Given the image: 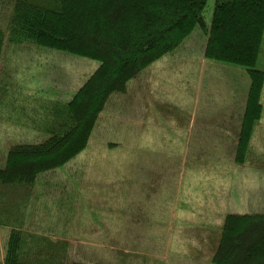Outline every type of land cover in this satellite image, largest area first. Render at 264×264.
<instances>
[{"label": "trees", "instance_id": "16d2710c", "mask_svg": "<svg viewBox=\"0 0 264 264\" xmlns=\"http://www.w3.org/2000/svg\"><path fill=\"white\" fill-rule=\"evenodd\" d=\"M207 3L0 0V11L11 9L10 45L27 42L97 57L101 62L68 101L19 93L8 77L0 75V119L16 122L40 137L39 142L11 146L0 166V227H12L10 242L7 246L6 239L3 246L5 264H91L70 260L68 241L36 240L22 233L17 227L22 221L10 217L9 212L22 209L42 174L64 167L87 149L112 95L125 93L131 80L174 52L196 28L208 36L207 59L248 71L251 83L235 160L246 163L253 130L264 109V71L256 69L264 35V0H215L210 27L204 16ZM18 20L24 25L25 35H19L15 25ZM3 34L0 25V62L5 50ZM212 264H264V214H228Z\"/></svg>", "mask_w": 264, "mask_h": 264}, {"label": "rangeland", "instance_id": "374dc122", "mask_svg": "<svg viewBox=\"0 0 264 264\" xmlns=\"http://www.w3.org/2000/svg\"><path fill=\"white\" fill-rule=\"evenodd\" d=\"M214 3L215 0H208L204 11L206 24L209 27L212 23ZM10 14V8L0 11V25L4 33L2 40L5 47L0 62V75L8 77L11 85L18 88L16 91L19 93L26 95L39 93L61 101L70 100L96 71L101 63L100 60L97 57L94 59L93 56L82 57L68 50L40 48L27 42L10 45L8 42ZM15 25L20 29L19 35H25L24 25L20 20L15 22ZM207 38V34L202 29L196 28L176 53L203 52ZM39 40L38 38L37 41ZM222 64L224 67H214L218 71L223 69L224 76L219 77V81L222 83L223 78H230L229 71H231L233 74L230 80L233 90L239 94L237 98L240 102L246 103L251 83L247 69L233 64ZM256 69L264 71V35ZM209 79L212 81L211 78ZM133 85L132 83L130 87H134ZM212 92H216L215 99L208 100L207 96L202 94L200 103L203 105L212 102L215 116L222 115L224 109L222 101L229 95V90L225 86L215 89L205 87V93ZM125 95L112 97L109 110L103 112L99 118L87 149L64 167L40 176L38 181L40 184L28 196L35 195L36 207L39 211L36 219H33L34 224L43 223L42 228L58 235L62 233L60 228L63 221L67 222L66 230L70 231L73 227L72 222L75 221V225L78 226L82 224V218L92 220L95 226L103 221L118 220L121 210L127 215L129 208L123 201L128 194L123 192H128L132 186L136 187L134 167L136 158H139L140 152L148 148L141 149L134 137H131L134 128L130 125L132 119H129V116L133 112L137 97L134 94ZM176 99L179 100L177 96ZM193 102L192 98L189 102L182 101V104L188 105ZM262 103L264 105V88ZM176 105L181 107L180 100ZM112 108L123 109L125 116L111 117ZM183 111L187 112V106ZM244 112L242 110V113ZM121 122L123 124L118 125ZM178 127L179 124L176 128ZM108 131L120 133L122 144L118 145L105 136ZM173 135L183 137L179 131L173 132ZM39 138L36 133L16 122L0 119V166L4 165L7 151L11 146L39 142ZM177 142L182 146L186 144L191 155L186 157L180 166H174L175 178L173 174H169L165 179H160L161 183L170 184L163 185V188L158 189L152 196L156 204L144 211L153 216L150 219L146 218L145 222L141 223L142 229L136 231L138 234L147 235L138 238L121 237L119 235L122 234V230L119 228L117 237L111 239L70 237L74 246L75 244L79 246V241L85 243L83 249L79 246L80 250L72 251L70 259L74 261L81 259L82 262V259L92 257L84 262L87 263L94 261V257L98 256L97 259H102L105 264H118L117 261L123 264H212L215 252L213 250L218 246L224 220L228 214H264V109L261 119L253 130L247 153L248 160L243 165L235 162L238 152L235 151V146L230 147L233 143L232 138L212 144L195 140L189 144L184 139H179ZM143 145L146 147V144ZM148 160L153 161L154 165H161L170 163L173 159ZM48 200L53 201L51 203L57 207L64 205V211L61 213L55 206L49 205ZM173 202L175 205L171 207ZM172 208L175 211L173 215ZM131 209L137 212L142 210V207L134 206ZM137 213L139 217L143 215L141 212ZM156 216L160 217L159 220L164 218L169 221L170 229L166 221L157 223L154 218ZM128 221L131 223H127V229L123 233L132 235L135 221L131 217ZM139 224L138 222V226ZM157 225L161 227L155 228L154 233L152 228ZM6 233L7 230L0 227L2 249L5 246ZM68 233L72 234L73 231ZM208 233L214 234L213 240L205 239ZM166 235L169 236L166 237L163 246V238ZM199 237L201 244L197 240ZM9 238L10 236L6 241L7 246L10 242ZM88 240L98 242L102 246L106 245L107 251L103 252L102 248L89 249ZM121 249H126L124 251L127 253L124 251L121 253Z\"/></svg>", "mask_w": 264, "mask_h": 264}, {"label": "crops", "instance_id": "0c3cea01", "mask_svg": "<svg viewBox=\"0 0 264 264\" xmlns=\"http://www.w3.org/2000/svg\"><path fill=\"white\" fill-rule=\"evenodd\" d=\"M165 65H169V67H163ZM214 67H224V64L207 59L204 49L203 52L199 53H169L152 63L135 79L130 81L125 93L114 94L110 97L103 112L109 110L108 108L111 105L112 97L115 95L126 96L125 94H134L135 97H137L133 112H131L129 116V119H132L130 125L134 128L131 132V137H134V140L141 149L148 148L140 152L139 158H136V166H134L137 179L136 187L129 186L130 190L128 192H123L128 194V197L123 201L127 208H129L127 215L124 210H121L118 220L103 221L95 226L92 220L82 218V224L78 226L75 225V221L72 222L73 227L70 231L66 230L67 222L63 221L62 229L60 228L62 233L54 235L45 228H42L43 223H41V225L33 223V219H36L39 211H37L36 207V198L32 196L23 201L22 209L9 212L10 217H17L22 221V225L17 224V227H20L22 233L30 237H37L36 240L57 238L56 240L68 241L71 244L70 256L73 250L78 251L80 250L79 246L82 247L81 249L85 246L83 241L78 242L79 246H77V244L74 246L73 242L71 243L70 237L79 239H111V237H117V230L119 228L122 230V234L119 235L121 237H145L147 234L136 233L138 229H142L141 223L145 222L146 218L150 219V217L153 216V214L149 215V213H145L144 210L151 209L149 207L156 204L153 202L152 196L157 193V190L163 188V185L168 186L170 184L169 182L167 184L161 183L160 179H165L169 174H173L174 166H180L184 163L185 158L191 155V151L187 148L186 144L183 146L178 145L177 141L179 139H184V141L189 144H191L193 140L212 144L213 142H223L225 139L232 138L233 143L230 147L232 148L235 146V151H237L240 138V126L244 115L242 110L245 111L246 103H241L237 98L239 94L233 90L230 80L233 73L229 71L231 77L228 79L223 78L221 83L219 77L224 76L223 69L218 71ZM209 78H211L212 81ZM228 80L229 83H227ZM132 83L134 87H130ZM223 86L229 90V95L222 101L224 105L222 115L215 116L213 103L206 102L201 105V95L205 94L208 100L215 99L216 92L207 94L205 93V87L215 89L222 88ZM176 96L180 100L181 107L176 105L177 101H179L176 99ZM192 98L194 101L193 103H189L188 105L182 104V101L189 102ZM185 106H187V112L183 111ZM112 109L111 117L125 116L123 109ZM179 118H181V120H179ZM126 123L125 121L124 124ZM122 124L123 122L118 125ZM178 124L179 127L176 128ZM177 131L182 134V138L174 137L173 132ZM105 136L118 145L122 144L120 133H110L108 131ZM92 137L93 136H91L90 140ZM143 144H146V147ZM176 149H179V151H176ZM151 158H166L173 160L170 163L154 165L153 161L148 160ZM175 176L176 175L173 174V178H175ZM39 184L40 182H38L35 187ZM47 202L49 205L55 206L61 213L65 209L64 205L57 207L55 204L51 203L53 201L48 200ZM174 205L175 202L171 204V207H174ZM134 206L142 207V210L137 211L143 214L141 217H139L134 209H131V207ZM172 213L175 214L174 208L171 210V214ZM30 214L31 218H29ZM130 217L135 221V228L132 235H127L124 234L123 231L127 229V223H131V221H128ZM154 218H156L157 223L166 221L164 218L159 220L160 217L158 216ZM138 222L140 223L139 226ZM166 222L167 227L170 229L169 221ZM160 227V225L153 227V232L155 233V228ZM3 229L7 230L6 241L10 235L11 227ZM72 231V234L68 233ZM87 231H89V233H87ZM168 236L169 235H166L165 238H163V246ZM161 237H163V235ZM213 238L214 234H206V240L210 241L213 240ZM197 240L201 244L200 237ZM87 244L89 249L94 250L98 248L100 250V248H102L103 252L107 251L106 245L102 246L98 242L88 240ZM38 249H40V246H38ZM33 250L36 251L37 248ZM109 250L111 251L114 249ZM124 250L126 249H121L120 252L123 253ZM124 252L127 253V251ZM4 253V250L0 247V264H5ZM97 257L98 256H95L94 261H88L87 263L105 264L102 259H97ZM90 259H92V257L88 256V259H82V262ZM70 260L74 261L73 259ZM76 262H81V259ZM117 263L123 264L120 261H117Z\"/></svg>", "mask_w": 264, "mask_h": 264}]
</instances>
